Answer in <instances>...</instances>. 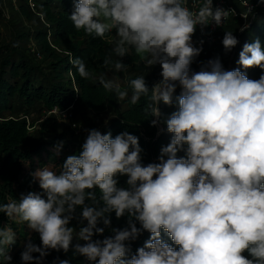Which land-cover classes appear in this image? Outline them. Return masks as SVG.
<instances>
[{
    "label": "clouds",
    "instance_id": "clouds-1",
    "mask_svg": "<svg viewBox=\"0 0 264 264\" xmlns=\"http://www.w3.org/2000/svg\"><path fill=\"white\" fill-rule=\"evenodd\" d=\"M245 8L241 15L247 20V0ZM231 12L214 8L213 0H203L196 11L184 0H76L69 19L77 30L100 38L115 31L109 43L115 40L117 72L126 71L121 58L130 48L147 68L161 66L162 79L151 90L145 76L129 85L133 105L151 92L146 110L157 118L153 125L162 115L159 104L170 105L179 85L178 110L165 121L173 137L161 148L159 163L144 165L137 136L125 131L113 138L91 129L82 150L69 155L59 173L49 167L32 173L46 198L28 192L0 204V213L39 233L42 246L29 241L23 264H42L49 250L67 253L70 247L96 264H264V74L251 80L240 68L225 70L218 57L198 72L190 68L202 51L192 43L197 25L221 26ZM238 42L233 31L225 32V52ZM69 62L89 78L80 58L70 56ZM111 63L104 60L105 66ZM237 64L264 71L259 39L243 45ZM100 83L121 99L128 95L111 80L101 77ZM62 146L55 147L56 155ZM181 150L186 156L178 158ZM118 175L128 177L127 188L118 187ZM113 212L118 219L127 214L128 226L94 240L110 227ZM74 219L78 231L70 226ZM101 222L105 227L97 226ZM162 229L178 248L161 239ZM144 231L150 238L129 257L130 242ZM74 239L85 243L73 246ZM15 244L12 227H0V264H10Z\"/></svg>",
    "mask_w": 264,
    "mask_h": 264
},
{
    "label": "trees",
    "instance_id": "trees-1",
    "mask_svg": "<svg viewBox=\"0 0 264 264\" xmlns=\"http://www.w3.org/2000/svg\"><path fill=\"white\" fill-rule=\"evenodd\" d=\"M257 6L249 15L248 25L243 32L239 29L246 23L238 18H231L222 28L219 38L214 43L205 42L198 58L202 57L207 62L210 59L219 58L225 70L240 68L251 80H258L264 71L259 67L243 69L237 64L238 55L245 43H251L259 39L264 48V3L260 0H249ZM76 0H21L18 10L26 14V18L20 20L16 18L18 26L22 25V33H19L14 42L13 48L9 53H0V116L6 113H13L18 110L28 111L33 108L53 110L73 109L79 113L83 123L97 128L99 123L102 134L111 133L114 138L116 135L127 131L139 138V145L142 149L141 162L144 165L159 162L160 150L166 144L168 134L157 137L158 125H162L167 131L165 121L170 115L178 110L177 97L181 89L179 85L173 93L172 103L166 105L159 104L161 117L156 125L152 120L156 119L149 115L146 110L150 102L151 92L148 95H141L137 104H131L132 89L130 81L138 76H145L146 85L149 90L161 80V71L146 68L140 57L132 50L126 62L127 69L119 74L112 71L114 64L104 65V60L108 59L106 38L88 35L83 29L77 30L72 24L69 16L74 11ZM28 4H31L33 11L30 12ZM239 4V2H238ZM2 18H0V25ZM252 23L250 24V22ZM23 22V23H21ZM34 26L26 30L27 24ZM226 31H233L237 37L238 44L232 49V55L224 53L222 41ZM9 44V43H8ZM5 48L7 47V45ZM4 50V45H0V52ZM234 51V52H233ZM233 52V53H232ZM230 53V52H229ZM72 58H80L86 65L90 73L89 78H81L77 69L69 62ZM196 58V57H195ZM206 63L198 62L193 72L201 70ZM72 73L70 75L69 73ZM128 72V73H126ZM115 74V77L112 75ZM103 77L111 80L114 84L123 82L120 85L122 91L126 90L128 95L123 99L119 98L115 89L107 90L100 83ZM121 80L118 82L117 80ZM110 112L111 116L103 118ZM6 118V117H4ZM29 138V131L26 122L13 118L0 120V204L9 202V199L19 200L21 194L32 192L31 189L39 187V183L34 179L32 173L27 172L24 164L32 160L34 155H41L42 151L50 144L54 148L63 142L59 155H50L48 158L57 173L61 170L63 161L73 154H79L84 142H75L67 130L56 132L47 141H39L38 145L30 148L26 145ZM187 146H185L186 149ZM186 151L181 150L177 157H185ZM118 187L127 188L128 177L118 175ZM39 194L46 198L45 193L40 189ZM97 197L100 196L99 189H96ZM90 203V202H88ZM80 209L77 208L76 216H79ZM111 225L105 227L99 223L98 227H105L103 235L96 234L93 239H104L112 236V229H123L128 226L127 214L117 218L115 213L110 214ZM6 214L0 213V227L11 226L17 230L16 244L11 246L9 252L12 260L10 264H23L21 253L24 246L31 241L37 246H42L39 233L32 231L25 232L19 230ZM137 227H140L139 223ZM86 224V221H85ZM70 226L79 230L81 226L78 219L70 222ZM150 233L144 231L135 241L130 242L131 254L143 247L145 241L150 238ZM21 238L24 240L22 243ZM161 239L174 245L167 232L161 230ZM84 241L73 240L76 243ZM39 253H33L38 256ZM248 256V253H244ZM60 260H68L70 264H96L90 262L85 257L74 254L73 248L65 253L63 250H49V254L43 259L42 264H59Z\"/></svg>",
    "mask_w": 264,
    "mask_h": 264
},
{
    "label": "rangeland",
    "instance_id": "rangeland-1",
    "mask_svg": "<svg viewBox=\"0 0 264 264\" xmlns=\"http://www.w3.org/2000/svg\"><path fill=\"white\" fill-rule=\"evenodd\" d=\"M230 2L235 3L239 9L243 10V7L240 4H238L237 0H230ZM20 4H21V0H0V18H2L1 21L2 24L0 25V45H4V50L1 51L0 53H4V54L9 53V50L14 47V45H12L13 44L12 42H14L15 39L13 38L17 37L19 33H22L21 31L22 25L21 26L16 25L21 18H26V14H22L18 10ZM28 7L30 12H32L33 6L31 4H28ZM16 18H18L19 20L16 21ZM27 25L28 26H26V30H30L34 27L31 26V23H28ZM113 37H115L114 30L112 33L106 34L105 36L107 41V50H110L107 53V57L112 61L113 64H115V62L119 59V57L113 51V49L115 48V40H112V42L109 43V40L112 39ZM220 43H222V41H220L219 44ZM6 44L8 45L5 48ZM224 53L226 55H232L231 52L230 53L225 52V50ZM131 54H132V50L130 49L128 55L121 58L122 63L126 64V62L129 60L128 56ZM199 61L206 63L205 59H203L202 57L200 58L196 57L194 58L192 64L190 65L191 70H194L196 64ZM149 69L150 71L155 69L157 72H160L162 70L159 64L154 65ZM110 72H117V71L115 70L114 67H112V71H109V73ZM119 73L120 72H117V74ZM112 76L115 77V74H113ZM117 81L120 82L121 80L118 79ZM122 83L123 82L121 81L118 84L121 85ZM108 116H111L110 112H108L106 116H103V118H106ZM7 118H13L15 120L26 122V126L29 131V138L26 145L29 146L30 148H33V150H34V146L38 145L39 141L42 140L49 142L48 138H52L56 134V132H62L64 128L69 132L70 136L75 142H85L86 137L88 135V130L96 129L100 131L102 126L100 125L101 122L99 123L97 128L84 124L81 115L70 108L58 109L57 107H55L53 110L33 108L28 111L18 110L13 113H6L0 116V120ZM163 134H168L166 137V144H165V146H167L170 143L173 134L164 130L162 125H158L157 137L162 136ZM54 149H55L54 146L48 144L47 148L44 151H42L41 155H34L32 160H28V162L24 164L26 171L28 173L29 172L34 173L37 169L49 167L50 170L57 172V169L53 166V163L50 162L48 159L50 155L55 154ZM54 156H56V154ZM31 191L35 193H39L40 189L35 188V189H31ZM24 194H27V192ZM13 224L19 230L22 228L25 232L28 233H31L33 231L28 227L27 223L16 224L15 222H13ZM12 229L16 233V237H18L17 234L18 231L15 230L14 228ZM21 240L23 243L24 240L22 238ZM10 254L11 253L9 252V255Z\"/></svg>",
    "mask_w": 264,
    "mask_h": 264
},
{
    "label": "built area",
    "instance_id": "built-area-1",
    "mask_svg": "<svg viewBox=\"0 0 264 264\" xmlns=\"http://www.w3.org/2000/svg\"><path fill=\"white\" fill-rule=\"evenodd\" d=\"M237 1L243 7V10L239 9L235 3H231L230 0H213L214 8L220 7L225 10H232V12L229 14L227 20L221 26H217L214 22H211L208 25H197L196 30L192 35L193 46L201 47L204 45L205 42L208 43L216 42L217 39L219 38V34L222 28L225 26L226 23H228V21L231 18L234 19L240 18L245 23L248 21V19L245 20L241 15V13H243L246 10L245 0H237ZM184 2L187 7H189L193 11H196L202 5L203 0H184ZM247 3H249V6L252 8V10L257 6V4L249 0H247Z\"/></svg>",
    "mask_w": 264,
    "mask_h": 264
},
{
    "label": "water",
    "instance_id": "water-1",
    "mask_svg": "<svg viewBox=\"0 0 264 264\" xmlns=\"http://www.w3.org/2000/svg\"><path fill=\"white\" fill-rule=\"evenodd\" d=\"M252 23V21L250 22V24Z\"/></svg>",
    "mask_w": 264,
    "mask_h": 264
}]
</instances>
